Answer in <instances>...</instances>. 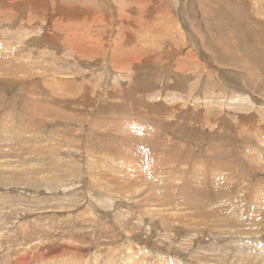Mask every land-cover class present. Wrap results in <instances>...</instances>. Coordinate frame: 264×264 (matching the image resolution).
<instances>
[{"label": "rangeland", "instance_id": "374dc122", "mask_svg": "<svg viewBox=\"0 0 264 264\" xmlns=\"http://www.w3.org/2000/svg\"><path fill=\"white\" fill-rule=\"evenodd\" d=\"M141 248L264 254V0H0V264Z\"/></svg>", "mask_w": 264, "mask_h": 264}, {"label": "bare ground", "instance_id": "6f19581e", "mask_svg": "<svg viewBox=\"0 0 264 264\" xmlns=\"http://www.w3.org/2000/svg\"><path fill=\"white\" fill-rule=\"evenodd\" d=\"M120 1V0H119ZM120 6V5H119ZM123 6V5H122ZM124 7V6H123ZM122 9V8H121ZM120 10V9H119ZM123 10V9H122ZM140 19V18H139ZM62 25V24H61ZM178 65V64H177ZM138 67V66H137ZM43 106H45V104L43 105ZM45 109V108H44ZM53 109V108H52ZM187 127V126H186ZM126 137V136H125ZM154 139V138H153ZM163 142V141H162ZM145 143V142H144ZM152 145V144H151ZM143 146V145H142ZM166 149V148H165ZM157 154V153H156ZM136 155V154H135ZM163 155H165V154H163ZM153 156V155H152ZM139 157H140V155H139ZM154 157V156H153ZM160 157V156H159ZM164 162H165V160H164ZM162 163V162H161ZM10 166V165H9ZM18 170V169H17ZM52 182V181H51ZM144 212V211H143ZM145 213V212H144ZM44 216V215H43ZM93 219V218H92ZM252 219V218H251ZM250 219V220H251ZM221 221V220H220ZM90 226V225H89ZM243 231H244V229H243ZM23 232V231H22ZM35 244V243H34ZM33 244V245H34ZM37 245V244H36ZM35 245V246H36ZM65 245V244H64ZM35 246H33V247H35ZM42 246H44V245H42ZM46 247V246H45ZM129 247V246H128ZM38 249V248H37ZM44 249V248H43ZM141 250H143L142 248H141ZM141 250L139 251V252H141ZM180 250V249H179ZM145 251L143 250L142 252H141V254L139 253H137L138 255H139V261H134V262H132V263H130V264H142L141 262H143V260H145V259H143L144 257V255L146 256L148 253H144ZM32 253V252H31ZM129 253V252H128ZM128 253H126L125 254V256L127 257V258H129V256L131 255L133 258H136L134 255H133V252H131V254H128ZM240 254H244L245 252L244 251H240L239 252ZM43 254H44V252H41V251H39V250H35L31 255H29L28 256V258L25 260L24 258V256H23V258H20V260H19V262H21V263H23V264H26V263H28V261L30 260V258H32V259H39V258H41L42 256H43ZM150 254V253H149ZM250 254V253H249ZM137 255V256H138ZM160 255V254H159ZM159 255H156V258H155V262H153V264H164V263H162V261H161V256H159ZM245 255H247V253H245ZM26 256V255H25ZM252 256H254V257H252ZM27 257V256H26ZM131 257V258H132ZM161 257V258H160ZM244 257V256H243ZM247 257H250L249 258V260H250V263H248V264H264V254H262V255H257L256 254V256L255 255H251V256H249V255H247ZM165 259H163V260H166L168 257H164ZM126 259V258H125ZM130 259V258H129ZM136 260H137V258H136ZM238 261L237 262H240L241 264H242V260H239V259H237ZM245 260V259H244ZM127 261H129L128 259H127ZM168 261V260H167ZM107 262V261H106ZM109 262H110V260H109ZM126 262V261H125ZM164 262V261H163ZM166 262V261H165ZM210 262H212V261H210ZM167 263V262H166ZM165 263V264H166ZM121 264H123V262L121 263ZM170 264V263H169Z\"/></svg>", "mask_w": 264, "mask_h": 264}]
</instances>
